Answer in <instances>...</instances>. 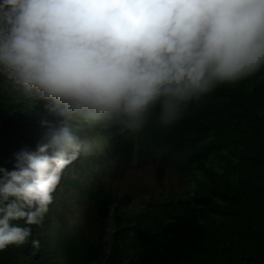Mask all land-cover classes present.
Instances as JSON below:
<instances>
[{"label": "clouds", "instance_id": "clouds-1", "mask_svg": "<svg viewBox=\"0 0 264 264\" xmlns=\"http://www.w3.org/2000/svg\"><path fill=\"white\" fill-rule=\"evenodd\" d=\"M262 68L264 0H0V83L45 102L54 129L0 167V251L42 226L64 169L90 151L86 128L171 125Z\"/></svg>", "mask_w": 264, "mask_h": 264}, {"label": "trees", "instance_id": "trees-1", "mask_svg": "<svg viewBox=\"0 0 264 264\" xmlns=\"http://www.w3.org/2000/svg\"><path fill=\"white\" fill-rule=\"evenodd\" d=\"M48 122L45 102L18 99L0 83V167L13 170L20 151L46 142ZM82 138L114 154L105 174L114 180L132 163L152 164L159 183L178 169L190 189L130 208L134 199L118 198L103 173H92L89 159L99 160L82 153L64 169L42 226H31L25 245L0 251V264H264V68L192 101L171 125L153 117L140 131L96 126ZM83 172L95 188L75 179ZM70 192L87 202L90 227L62 216Z\"/></svg>", "mask_w": 264, "mask_h": 264}, {"label": "rangeland", "instance_id": "rangeland-1", "mask_svg": "<svg viewBox=\"0 0 264 264\" xmlns=\"http://www.w3.org/2000/svg\"><path fill=\"white\" fill-rule=\"evenodd\" d=\"M89 143L90 152L88 155L99 160V163L95 164L89 159L90 161L88 162L93 165L92 173H103L100 178H102L104 183L105 181L107 182V186L113 188V191L118 198L125 195L131 196L134 199V202L129 205L130 208H132V206H137L142 200L153 198L157 201H162L172 196L180 197L190 189V186L186 183V180H184L182 172L178 169H170L166 174L163 184L159 183L156 177L155 168L152 164H148L143 168H138L135 163H132L126 167L122 176L114 180L112 177L105 175H110L108 170L112 168L114 163V154H111V152L106 153L105 150L99 146V141L96 138H93ZM93 143L95 144L94 146ZM73 167L74 166L68 167L63 176H65L66 172ZM63 178L64 177L60 180L58 187L55 190L56 192L61 190L60 185L63 182ZM75 179H77L85 188H95L97 186L93 174L87 176L85 175V172H83L82 175H78ZM76 196L77 194L73 192L65 194V203L64 206L61 207L62 216L70 222H77L80 225L90 227L91 213L89 206L84 199H78Z\"/></svg>", "mask_w": 264, "mask_h": 264}]
</instances>
